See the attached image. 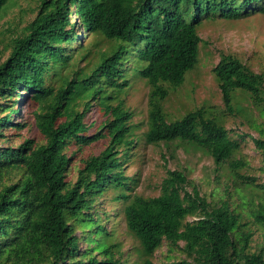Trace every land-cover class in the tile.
<instances>
[{
	"label": "trees",
	"instance_id": "16d2710c",
	"mask_svg": "<svg viewBox=\"0 0 264 264\" xmlns=\"http://www.w3.org/2000/svg\"><path fill=\"white\" fill-rule=\"evenodd\" d=\"M8 1L0 0V15ZM73 7L86 34L113 43L96 62L88 60L91 49H72L81 41ZM256 14L264 15V0H37L36 17L0 65V264H138L116 256L114 232L105 228L98 204L111 194L140 243L141 264H156L152 257L164 244L178 249L181 243L184 258L164 264H264V250H250L244 215L227 201L209 203L183 171L167 170L157 197L133 194L138 178L126 167L138 126L122 98L145 80L151 91L140 140L194 149L218 168L227 165L241 183L236 189L252 195L248 216L264 229V174L261 180L244 176L249 163L237 158L247 139L264 151V139L226 127L228 116L249 118L248 107L264 113V72L222 55L213 73L223 111L199 108L169 121L162 107L163 85H182L199 62L204 20ZM23 94L40 141L24 139L26 122L14 121L22 115ZM93 107L102 115L99 125L86 121ZM101 141L105 149L84 159L77 180L68 181L69 149Z\"/></svg>",
	"mask_w": 264,
	"mask_h": 264
},
{
	"label": "rangeland",
	"instance_id": "374dc122",
	"mask_svg": "<svg viewBox=\"0 0 264 264\" xmlns=\"http://www.w3.org/2000/svg\"><path fill=\"white\" fill-rule=\"evenodd\" d=\"M73 7L71 22L76 23L75 31L81 40L72 46L77 50L80 46L91 49L92 53L88 60L96 62L103 52H109L113 43L99 35L86 34L79 26V20L74 14ZM0 15V65L4 63L11 53L12 41L21 36L30 22L37 15V0H10ZM202 43L200 45V57L197 66L187 73L184 83L178 87L170 84L163 86L168 90V96L163 101L162 107L169 121L182 118L190 111L199 108H206L216 112L224 110L222 93L213 73V69L220 62L222 55H233L239 58L254 72H264V15L256 14L251 17L238 20L217 19L214 21L204 20L198 28ZM86 63H82L84 66ZM151 88L145 80H137L132 88L122 96L125 99V107L134 114L133 122L137 127L136 147L126 167V174L138 178L133 194L143 197H157L160 194V187L166 177L167 170L183 171L192 185L196 186L200 194L214 206L222 202H229L233 209L241 212L249 226L246 233H252L249 247L252 252L264 250V229L248 216L251 207V194L239 191L241 186L233 180L227 165L218 168L210 156L194 149L184 148L167 149L163 144H147L140 140L147 131L149 99ZM20 104L21 116L16 115L14 121L26 122V129L22 132L23 138H34L38 141L41 136L35 126L32 109L28 102V94H23L18 101ZM95 106V103H93ZM243 106L247 107L244 102ZM249 108V118L244 116H228L226 127L234 135H251L264 139V113ZM89 112L86 117L87 123L101 124L103 121L99 111ZM217 113V114H218ZM94 132V129H91ZM18 141L16 145L19 143ZM243 143L242 150L237 158H244L249 166L242 170L244 176L261 180L264 169V151L255 148L249 139ZM249 142V143H248ZM106 141L92 144L88 147L78 149L72 146L69 155L72 156V163L69 168L68 181L74 183L77 180V168L82 161L92 155H98L105 149ZM176 149V151H174ZM191 189V188H190ZM255 196V195H254ZM113 195L105 196L99 201V208L104 212L101 216L105 222L106 230L114 232L115 244L119 245V252L116 256L122 257L130 263L141 264L145 256L142 253L140 243L131 235L126 226L124 215L121 211L122 205L112 201ZM256 203L260 197L256 195ZM255 203V204H256ZM83 248L87 243L81 244ZM170 249L167 244L159 248L152 260L156 264L178 261L184 258L181 250Z\"/></svg>",
	"mask_w": 264,
	"mask_h": 264
}]
</instances>
